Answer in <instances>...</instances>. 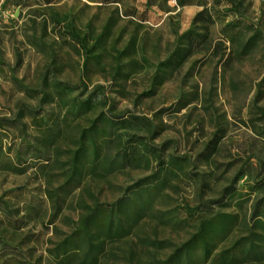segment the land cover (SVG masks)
Segmentation results:
<instances>
[{
    "label": "rangeland",
    "instance_id": "1",
    "mask_svg": "<svg viewBox=\"0 0 264 264\" xmlns=\"http://www.w3.org/2000/svg\"><path fill=\"white\" fill-rule=\"evenodd\" d=\"M0 264H264V0H0Z\"/></svg>",
    "mask_w": 264,
    "mask_h": 264
},
{
    "label": "trees",
    "instance_id": "2",
    "mask_svg": "<svg viewBox=\"0 0 264 264\" xmlns=\"http://www.w3.org/2000/svg\"><path fill=\"white\" fill-rule=\"evenodd\" d=\"M201 16H202V15H200V16L198 17V19H200Z\"/></svg>",
    "mask_w": 264,
    "mask_h": 264
}]
</instances>
